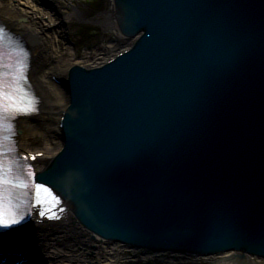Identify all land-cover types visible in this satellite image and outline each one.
<instances>
[{"label":"bare ground","instance_id":"6f19581e","mask_svg":"<svg viewBox=\"0 0 264 264\" xmlns=\"http://www.w3.org/2000/svg\"><path fill=\"white\" fill-rule=\"evenodd\" d=\"M63 5L65 4L61 0H0V32L1 27L8 29L13 34L12 40L27 49L32 64L30 78L35 92L44 100V115H40L34 122L26 118L17 120L20 148L23 152L41 153L35 160L40 171L49 169L52 155H57L62 147L61 135L54 124L58 112L62 110L64 91L55 85L51 76L60 78L62 70L66 71L73 66L88 70L101 67L105 60L129 49L137 39L135 35L126 36L120 32L118 12L110 3L103 13L95 17V21L103 34L116 36V45L121 50L111 55L112 48L111 51H94L92 48L94 52L83 53L77 50L60 58L57 54L63 46L60 40H66V37L69 39V24L80 15L72 8L69 16L62 17L56 10ZM0 35L5 39V34ZM27 38L34 43L25 42ZM18 240L22 241V245ZM17 241L20 244L16 243ZM0 244L9 253L20 255L22 258L25 256L28 261H39L46 256H54L70 264H112L121 254L131 257L144 256L149 259H169L170 255H173L174 260L190 257L188 253L152 252L112 243L78 223L69 226L29 223L13 234L0 238ZM87 252H90L89 256ZM199 259L206 264H264V260L233 250Z\"/></svg>","mask_w":264,"mask_h":264},{"label":"rangeland","instance_id":"374dc122","mask_svg":"<svg viewBox=\"0 0 264 264\" xmlns=\"http://www.w3.org/2000/svg\"><path fill=\"white\" fill-rule=\"evenodd\" d=\"M83 1L87 2V0H75V2H73V4L78 7V9L80 10L79 12L81 13V19L80 20H77V19L73 20L74 33H75L76 29H77L76 26H78V25H86V23H87V26L89 28L98 27V25H96L95 23H92L93 22L92 16L90 15V13H92V11H94V10H92V8L89 9L88 6L85 5ZM87 20L90 21V22H88ZM61 31L62 30H59V32H61ZM103 39L104 38H102L101 41H103ZM60 42L62 44H64V45L67 44V42H65V39L63 41L60 40ZM87 253H88V256H89L90 252H87ZM125 257H126L125 254H122L120 256V259L118 261H116L115 263L116 264H144L141 260H139L141 257L140 258L139 257L126 258V259H125ZM167 264H172V262H168ZM173 264H186V263H184L183 261H178L177 260Z\"/></svg>","mask_w":264,"mask_h":264},{"label":"water","instance_id":"95a60500","mask_svg":"<svg viewBox=\"0 0 264 264\" xmlns=\"http://www.w3.org/2000/svg\"><path fill=\"white\" fill-rule=\"evenodd\" d=\"M200 1V3H202V1L203 0H199ZM209 1H211V2H208V3H210V5L211 6H213V5H216V2H218V0H209ZM196 5H194V6H196L195 8H199V7H197L198 6V4L197 3H195ZM204 6H206L205 4H204ZM217 6H218V3H217V5H216V7L214 6L211 10H209V11H211V12H214V11H216V8H217ZM198 10H200V12H198V13H196L195 15L196 16H205V14L207 13V9H206V13H203L204 12V9H198ZM258 53H261V49L259 48V50H258ZM262 54V53H261ZM254 64H255V62H251L250 64L248 63L247 65H246V67H244L243 68V70H248V72H249V74L250 73H252V69H253V67H254ZM146 65H147V63H146ZM101 67H103V66H101ZM101 67H98V68H101ZM95 69V68H94ZM261 70L263 71V73H262V75L263 76H261V75H258V77L257 78H259V79H263V81H264V66L261 68ZM177 72V71H176ZM264 88V87H263ZM264 90V89H263ZM115 165V164H114ZM116 166V165H115ZM134 183L132 182H130V185H133ZM109 200H111L113 203H115L116 202V198H114V199H112V198H110ZM105 216L104 215H102V218L100 217V219H101V222L102 221H104L103 223H102V227L103 228H105L107 225H108V221L109 220H107L108 218H106V220H105ZM110 225V224H109Z\"/></svg>","mask_w":264,"mask_h":264},{"label":"snow or ice","instance_id":"6c2138e0","mask_svg":"<svg viewBox=\"0 0 264 264\" xmlns=\"http://www.w3.org/2000/svg\"><path fill=\"white\" fill-rule=\"evenodd\" d=\"M3 98H4L3 89H2V85H0V109L3 108V103H2ZM2 184H3V177L2 175H0V185ZM39 188L40 186L37 185V189ZM41 215H43V213H41ZM3 217H4L3 204H2V200H0V231L5 230L11 227L13 224L18 223V221L12 220L11 223L5 224Z\"/></svg>","mask_w":264,"mask_h":264}]
</instances>
